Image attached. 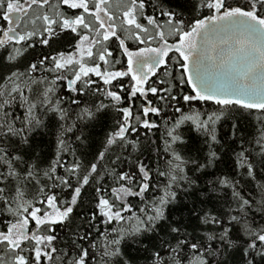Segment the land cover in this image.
Wrapping results in <instances>:
<instances>
[{
    "label": "snow or ice",
    "instance_id": "obj_1",
    "mask_svg": "<svg viewBox=\"0 0 264 264\" xmlns=\"http://www.w3.org/2000/svg\"><path fill=\"white\" fill-rule=\"evenodd\" d=\"M182 8L0 0V264H264V0Z\"/></svg>",
    "mask_w": 264,
    "mask_h": 264
},
{
    "label": "trees",
    "instance_id": "obj_2",
    "mask_svg": "<svg viewBox=\"0 0 264 264\" xmlns=\"http://www.w3.org/2000/svg\"><path fill=\"white\" fill-rule=\"evenodd\" d=\"M183 4H184V0H166V6L174 8L177 11H183L184 10L182 8ZM184 15L188 16L189 15L188 11H184ZM163 72H164V69L162 68L160 73H158V76H160L161 79H167V77L162 75ZM166 86H167V84L161 85V87H166ZM124 106H126V105H124ZM192 107H201V103L200 102H194ZM168 115H169L168 113H161V117H154V119H156L158 123L163 125V121L168 119ZM256 115H259V113H254L252 116H247V118L242 122L243 129H245L246 131H252L254 129V126L257 123L255 120ZM114 116H118V114L115 113L114 110H108V114L105 118V123L107 124V127L98 126L94 129L88 130V132L91 135V138L97 142V146H98L99 141L104 139V134L107 131H110L111 128L114 126V123H115V121L113 119ZM231 123H232V121L229 120L227 122H222L221 125L218 126L219 136L223 137L225 133H229V137H228L229 142H231V137H230ZM238 123H240V122H238ZM163 132H164V128L161 127L159 130V133H156V135L162 134ZM183 134L185 136V139L188 141L189 147L193 149L192 154H196L194 151L195 148H200L203 150V152L207 151V145L204 143L205 138L201 134L197 133L195 128H192V127L186 125L183 129ZM153 138H155V136H153ZM92 150L93 149L89 148L88 145H84L80 149V151H92ZM146 162L150 163L152 166H155V163H156L154 158L151 160H146ZM262 179H264V177H261L258 175L256 181H253L251 183L244 185V191L245 192H253V194L255 195L256 192H258V189L253 191L255 188V185L260 183ZM85 204H87L86 198H85ZM60 234L63 235L62 232ZM141 264H143V261H141Z\"/></svg>",
    "mask_w": 264,
    "mask_h": 264
}]
</instances>
